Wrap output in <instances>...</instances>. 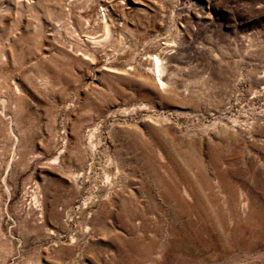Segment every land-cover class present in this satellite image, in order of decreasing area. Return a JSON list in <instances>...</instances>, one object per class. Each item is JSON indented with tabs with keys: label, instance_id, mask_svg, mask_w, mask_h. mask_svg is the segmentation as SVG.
Returning a JSON list of instances; mask_svg holds the SVG:
<instances>
[{
	"label": "rangeland",
	"instance_id": "obj_1",
	"mask_svg": "<svg viewBox=\"0 0 264 264\" xmlns=\"http://www.w3.org/2000/svg\"><path fill=\"white\" fill-rule=\"evenodd\" d=\"M0 264H264V0H0Z\"/></svg>",
	"mask_w": 264,
	"mask_h": 264
},
{
	"label": "bare ground",
	"instance_id": "obj_2",
	"mask_svg": "<svg viewBox=\"0 0 264 264\" xmlns=\"http://www.w3.org/2000/svg\"><path fill=\"white\" fill-rule=\"evenodd\" d=\"M152 71H153V77L156 75L157 76V80L160 81V74L163 71V67L160 65V59L158 57H156V56L154 57V61L152 63ZM14 157H15V152H14V150H12L11 159L13 160Z\"/></svg>",
	"mask_w": 264,
	"mask_h": 264
}]
</instances>
